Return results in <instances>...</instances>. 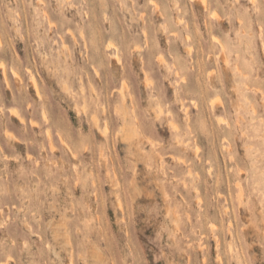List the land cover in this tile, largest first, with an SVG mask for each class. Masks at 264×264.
Returning a JSON list of instances; mask_svg holds the SVG:
<instances>
[{
	"label": "rangeland",
	"instance_id": "374dc122",
	"mask_svg": "<svg viewBox=\"0 0 264 264\" xmlns=\"http://www.w3.org/2000/svg\"><path fill=\"white\" fill-rule=\"evenodd\" d=\"M0 264H264V0H0Z\"/></svg>",
	"mask_w": 264,
	"mask_h": 264
},
{
	"label": "bare ground",
	"instance_id": "6f19581e",
	"mask_svg": "<svg viewBox=\"0 0 264 264\" xmlns=\"http://www.w3.org/2000/svg\"><path fill=\"white\" fill-rule=\"evenodd\" d=\"M204 2V1H203ZM202 2V3H203ZM222 48V52H223V47H221ZM224 54V53H223ZM224 56V59H225V55H223ZM225 61V60H224ZM223 61V62H224ZM5 71V70H4ZM33 85H34V88H35V91H36V94L39 96V90L37 89V85H36V82H35V79L33 78ZM123 93V92H122ZM123 95V94H122ZM124 96V95H123ZM125 98V97H124ZM125 100V99H124ZM11 115H12V113H11ZM13 117H16L17 119H19V120H22V118L19 116V114H18V112L16 111V112H14V110H13ZM123 133H124V136L126 137V138H128L129 136H131L132 135V133H131V130L130 129H125L124 131H123ZM196 152H198V149H197V151Z\"/></svg>",
	"mask_w": 264,
	"mask_h": 264
}]
</instances>
